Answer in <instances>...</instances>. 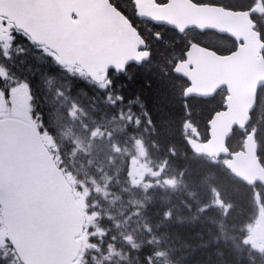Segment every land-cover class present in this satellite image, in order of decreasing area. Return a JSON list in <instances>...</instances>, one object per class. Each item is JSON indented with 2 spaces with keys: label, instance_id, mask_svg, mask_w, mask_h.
Returning a JSON list of instances; mask_svg holds the SVG:
<instances>
[{
  "label": "trees",
  "instance_id": "1",
  "mask_svg": "<svg viewBox=\"0 0 264 264\" xmlns=\"http://www.w3.org/2000/svg\"><path fill=\"white\" fill-rule=\"evenodd\" d=\"M111 1L130 17L128 0ZM132 21L151 57L124 73L111 70L101 83L37 51L30 62H17V74L31 86L32 116L51 137L88 215L77 264H264V249L248 237L264 188L239 180L221 158L205 156L188 139L207 138V118L225 90L184 98L187 81L172 71L182 38ZM251 123L264 164V87ZM244 136L236 128L229 147L239 149ZM134 161L163 169L160 184L135 185Z\"/></svg>",
  "mask_w": 264,
  "mask_h": 264
},
{
  "label": "water",
  "instance_id": "2",
  "mask_svg": "<svg viewBox=\"0 0 264 264\" xmlns=\"http://www.w3.org/2000/svg\"><path fill=\"white\" fill-rule=\"evenodd\" d=\"M133 2L140 18L167 24L179 32L189 27L210 28L238 41L236 47L226 53L193 41L185 50L184 58L175 62L172 71L187 81L183 89L184 98H208L225 88L222 107L207 120L208 137L202 142L203 152L207 156L228 155L225 165L235 176L250 185L257 181L264 185V166L257 154L254 131L247 133L243 148L231 151L227 147L234 128L249 124L257 103L258 89L264 85V40L251 17L256 7L233 9L218 3H196L193 0ZM100 11L115 24L116 32L99 46L87 65H78L95 82L108 77L111 69L123 73L128 64L140 65L151 56L142 35L132 23L129 25V18L120 15L121 10L110 0H101ZM27 123L39 146L41 163L35 166V171L40 190L48 194V215L57 237L55 253L65 264H75L81 249L79 235L86 223L85 213L45 140L33 124ZM9 222L17 223L15 219ZM255 233L264 240V212L260 213Z\"/></svg>",
  "mask_w": 264,
  "mask_h": 264
},
{
  "label": "snow or ice",
  "instance_id": "3",
  "mask_svg": "<svg viewBox=\"0 0 264 264\" xmlns=\"http://www.w3.org/2000/svg\"><path fill=\"white\" fill-rule=\"evenodd\" d=\"M100 7L101 0H0V264H65L35 171L39 146L24 103L31 86L17 62L35 50L57 66L87 65L116 32Z\"/></svg>",
  "mask_w": 264,
  "mask_h": 264
},
{
  "label": "flooded vegetation",
  "instance_id": "4",
  "mask_svg": "<svg viewBox=\"0 0 264 264\" xmlns=\"http://www.w3.org/2000/svg\"><path fill=\"white\" fill-rule=\"evenodd\" d=\"M157 2H164L166 0H156ZM198 2H205V1H210V2H221L224 3L228 6L231 7H235V9H250L252 8L254 5H260V9H263L264 3L262 2V0L258 3L259 0H197ZM127 3V2H126ZM259 12H261L260 10H258ZM128 13L131 17V19H133L134 21H136L137 23H151L154 24L153 22L147 20V19H142L136 16V9L133 3V0H128ZM263 13V12H261ZM251 17L256 21V24L258 26V21L259 24L260 22L264 19V16H262L261 14H259L257 11L255 12H251ZM155 25H159V24H155ZM165 29L167 30H171L173 32L176 33L175 30L173 29H169L167 27H165ZM228 37V36H227ZM228 42L229 44H226L225 47L223 49H221L222 51H226L229 50L230 48H235V44L234 41L228 37ZM236 45H237V41H236ZM30 118L28 117V120Z\"/></svg>",
  "mask_w": 264,
  "mask_h": 264
},
{
  "label": "rangeland",
  "instance_id": "5",
  "mask_svg": "<svg viewBox=\"0 0 264 264\" xmlns=\"http://www.w3.org/2000/svg\"><path fill=\"white\" fill-rule=\"evenodd\" d=\"M212 38L213 39H216V41H217V43L219 44V47L221 48V49H223L224 47H225V45H221L220 44V40L218 39V38H214V35L212 34ZM31 52V54L30 53H28L26 56H25V58H24V60H26V61H31V58L35 55V50H32V51H30ZM32 55V56H31ZM29 74H30V72H29ZM54 86L55 85H53V84H51L49 87H48V90L50 91V92H52V91H54ZM24 103H25V105L28 107V108H30V112L28 113V117L29 118H31L32 120L33 119H35L34 118V116H32V110H33V108H32V106L30 105V103H28L26 100L24 101ZM46 139H47V142L50 144V140H49V138L46 136ZM191 143H192V145H196V147H198V148H201V145H199V144H197V143H195L194 144V142H193V139H191ZM142 158H140V160H141ZM145 169H147L148 170V168H147V166L146 165H143L142 163H138V161L137 162H135L132 166H131V170H130V178H131V180H132V182L135 184V185H147L148 184V186H149V182H150V178H149V176H147L146 174H148L147 173V171L145 170ZM154 174V173H153ZM152 186V185H151ZM154 186V185H153ZM262 206H260L258 203H256V213L258 212V210L261 208ZM253 226H254V224L252 225V228H251V231H252V229H253ZM251 236L253 237V234H251ZM254 238V237H253ZM256 240V239H255ZM254 239H252V241L255 243V244H257V245H259V246H261V244H263L262 242H260V240L258 241V240H256L255 241ZM261 244H260V243Z\"/></svg>",
  "mask_w": 264,
  "mask_h": 264
},
{
  "label": "bare ground",
  "instance_id": "6",
  "mask_svg": "<svg viewBox=\"0 0 264 264\" xmlns=\"http://www.w3.org/2000/svg\"><path fill=\"white\" fill-rule=\"evenodd\" d=\"M212 242H214V241H212Z\"/></svg>",
  "mask_w": 264,
  "mask_h": 264
}]
</instances>
